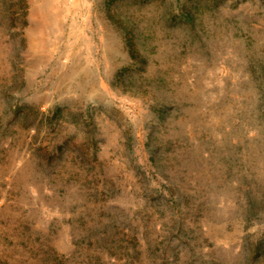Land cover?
<instances>
[{
	"label": "rangeland",
	"instance_id": "374dc122",
	"mask_svg": "<svg viewBox=\"0 0 264 264\" xmlns=\"http://www.w3.org/2000/svg\"><path fill=\"white\" fill-rule=\"evenodd\" d=\"M0 264H264V0H0Z\"/></svg>",
	"mask_w": 264,
	"mask_h": 264
}]
</instances>
